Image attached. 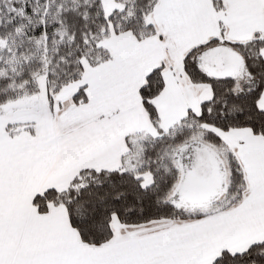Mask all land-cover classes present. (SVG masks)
<instances>
[{
	"label": "snow or ice",
	"instance_id": "1",
	"mask_svg": "<svg viewBox=\"0 0 264 264\" xmlns=\"http://www.w3.org/2000/svg\"><path fill=\"white\" fill-rule=\"evenodd\" d=\"M0 264H264V0H0Z\"/></svg>",
	"mask_w": 264,
	"mask_h": 264
}]
</instances>
